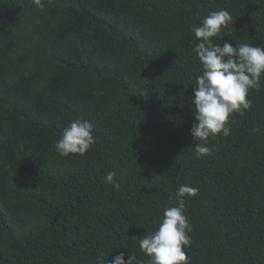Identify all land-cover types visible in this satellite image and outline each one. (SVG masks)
<instances>
[{
	"label": "trees",
	"instance_id": "trees-1",
	"mask_svg": "<svg viewBox=\"0 0 264 264\" xmlns=\"http://www.w3.org/2000/svg\"><path fill=\"white\" fill-rule=\"evenodd\" d=\"M44 4L0 0V264H107L120 252L148 264L139 241L182 184L199 189L184 209L191 264H264V75L209 155L190 134L193 27L225 9L232 23L214 43L264 47V0ZM75 119L95 143L61 157Z\"/></svg>",
	"mask_w": 264,
	"mask_h": 264
},
{
	"label": "clouds",
	"instance_id": "clouds-1",
	"mask_svg": "<svg viewBox=\"0 0 264 264\" xmlns=\"http://www.w3.org/2000/svg\"><path fill=\"white\" fill-rule=\"evenodd\" d=\"M33 3L37 8L45 6L44 0H33ZM229 23H232L231 14L219 9L211 11L200 26L192 29L198 41L193 52L202 66V74L195 78L191 99L195 111L190 134L198 141L194 147L198 158L214 151V147L206 143L210 137L230 134L228 124L235 113L243 115L251 110L249 90L258 88L264 75V47L213 42L211 38L220 36ZM92 133L90 121L75 119L63 130L55 143V151L61 157L84 155L95 143ZM115 177V172H108L104 180L118 190L120 184ZM198 192L196 187L180 185L174 194L175 206L166 207L154 232L139 241L141 251L149 258L148 264H191L184 248L191 245L188 233L192 229L184 209L185 200ZM124 256L125 253L120 252L111 261L107 260V264H143L134 255H129L127 260Z\"/></svg>",
	"mask_w": 264,
	"mask_h": 264
}]
</instances>
